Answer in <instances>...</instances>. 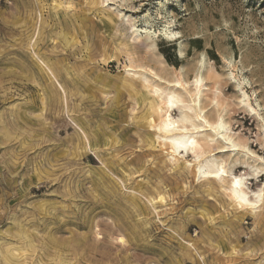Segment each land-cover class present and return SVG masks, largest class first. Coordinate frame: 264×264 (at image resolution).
Returning <instances> with one entry per match:
<instances>
[{
    "label": "rangeland",
    "instance_id": "rangeland-1",
    "mask_svg": "<svg viewBox=\"0 0 264 264\" xmlns=\"http://www.w3.org/2000/svg\"><path fill=\"white\" fill-rule=\"evenodd\" d=\"M197 77L239 146L175 159L152 110ZM198 160L264 191V0H0V264H264V207Z\"/></svg>",
    "mask_w": 264,
    "mask_h": 264
},
{
    "label": "bare ground",
    "instance_id": "bare-ground-1",
    "mask_svg": "<svg viewBox=\"0 0 264 264\" xmlns=\"http://www.w3.org/2000/svg\"><path fill=\"white\" fill-rule=\"evenodd\" d=\"M134 28H135L134 32H139L138 28H136V27H134ZM144 31H146L147 34H149L148 30L144 29ZM201 81H202L201 77H197L195 79L196 86H197L196 92H194L193 95L188 93V96H189V102L188 103L183 104V101L181 99H179L177 97V95L170 94L167 97V100L164 101V106L166 107V109H165V112H163L164 114L162 113L163 115H160L161 112L159 113L158 108L152 110V114L155 113L158 115L157 116L158 117V130L163 134L162 138L165 137V139L168 142V145L170 146V151H171L170 156H172L175 159H176L178 152L179 153L191 152L193 154V156H195L196 158L203 156V154L206 151V148H210V144H212V143L208 142L209 137L206 135L203 138L204 140L200 141L197 138V134H199V132H204L205 130L212 132V134L214 136H216L217 140L219 138L220 140L224 141V143L226 144L225 147H227V149L230 151L236 150L239 146V144L236 143L234 141V139L226 133L227 124L225 123V121L222 118H219L218 121L212 123V122L208 121L205 118V116L203 115L202 109L200 108V94H201L200 82ZM178 83H180V82H178ZM169 93H171V92H169ZM159 97H161V96H159ZM143 99H144V97H143ZM178 102L182 103L183 109H184L182 111V115H181L182 119L180 121V123H181L180 125L176 124V122H178V121L173 120L170 113H169L170 111L168 112V110L171 109L172 107H174ZM152 104H151V106H152ZM151 106H150V108H151ZM159 110H161V109H159ZM152 121H153L152 123L155 122L153 119H152ZM149 123H151V121ZM187 124L189 125L190 128L187 127ZM152 125L153 124H151L150 127ZM154 127H157V126H154ZM158 137H160V136H158ZM210 140H212V139H210ZM201 142H204V145L201 144ZM215 143L217 144V141ZM240 147H241V145H240ZM177 160H178V158H177ZM223 163L224 162L222 160H221V162L218 161L216 163H211L210 165H207L206 169H204V166H202L201 161L198 160L196 163V174L197 175L204 174V176H206L207 174H210L211 176H213L214 180H217L218 182L226 181L228 184V190L230 193L229 198L237 206L252 208V207H254V205H257V203H261L260 205H262L264 207V191H262V192L260 191L261 193L260 192L255 193L256 194L255 199H253V200L249 199L247 197V189L244 185L243 177L239 176V175H231L229 178L226 174L227 171H226L225 167L223 166ZM207 170H208V172H206ZM157 198L159 199V196ZM160 199H163V197H160ZM250 208H248V209H250Z\"/></svg>",
    "mask_w": 264,
    "mask_h": 264
}]
</instances>
